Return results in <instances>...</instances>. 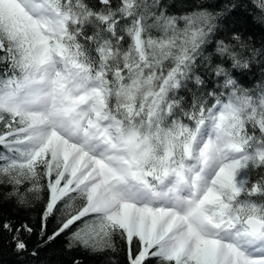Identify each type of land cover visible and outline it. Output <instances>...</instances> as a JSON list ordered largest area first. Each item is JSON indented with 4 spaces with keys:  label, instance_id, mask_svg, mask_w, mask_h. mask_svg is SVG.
Returning a JSON list of instances; mask_svg holds the SVG:
<instances>
[{
    "label": "snow or ice",
    "instance_id": "snow-or-ice-1",
    "mask_svg": "<svg viewBox=\"0 0 264 264\" xmlns=\"http://www.w3.org/2000/svg\"><path fill=\"white\" fill-rule=\"evenodd\" d=\"M264 264V0H0V264Z\"/></svg>",
    "mask_w": 264,
    "mask_h": 264
},
{
    "label": "trees",
    "instance_id": "trees-1",
    "mask_svg": "<svg viewBox=\"0 0 264 264\" xmlns=\"http://www.w3.org/2000/svg\"><path fill=\"white\" fill-rule=\"evenodd\" d=\"M5 260L8 261V264H11V258H9V257L6 256L5 257Z\"/></svg>",
    "mask_w": 264,
    "mask_h": 264
}]
</instances>
